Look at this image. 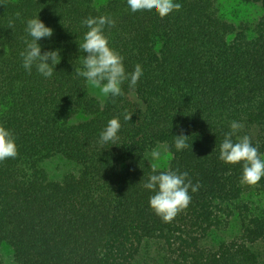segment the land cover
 Masks as SVG:
<instances>
[{
  "label": "trees",
  "instance_id": "trees-1",
  "mask_svg": "<svg viewBox=\"0 0 264 264\" xmlns=\"http://www.w3.org/2000/svg\"><path fill=\"white\" fill-rule=\"evenodd\" d=\"M244 1L262 8L251 31L220 18L215 0H174L182 7L164 18L132 12L127 0H0V126L18 152L0 162V245L15 264H146L150 255L155 264H264V212L245 199L264 193V177L242 184V164L219 159L233 121L242 125L233 142L248 136L264 158V0ZM101 15L114 21L104 33L126 73L139 64L142 75L100 102L77 69L82 21ZM37 16L53 29L41 53L60 50L50 78L20 56ZM112 118L118 139L101 144ZM180 134L189 147L178 151ZM157 144L169 154L158 172H187L200 185L170 223L143 187L154 174L145 153ZM54 155L76 172L49 178L41 164ZM232 220L236 232L224 234Z\"/></svg>",
  "mask_w": 264,
  "mask_h": 264
},
{
  "label": "clouds",
  "instance_id": "clouds-1",
  "mask_svg": "<svg viewBox=\"0 0 264 264\" xmlns=\"http://www.w3.org/2000/svg\"><path fill=\"white\" fill-rule=\"evenodd\" d=\"M132 12L155 11L161 18L166 17L173 11H179L181 4L174 0H127ZM88 29L83 36V42L79 49L85 54L82 60V69H77V75L84 77L87 83L107 98L121 96V85L129 81V86L134 88L142 75L139 64L135 66L132 73H126L123 65V57L109 46L108 37L104 33L105 26H114V21L105 15L89 17L82 21ZM25 31L31 40H25L26 48L20 53L23 67L31 71L35 66L36 71L44 77H52L55 65L60 62L59 49L41 53L38 41L42 38H50L53 29L45 26L38 18L29 19L26 22ZM50 61V63H49ZM130 116H125L129 120ZM121 127L118 118H112L107 122L106 128L100 134L99 142L105 144L118 139L117 133ZM242 125L236 121L230 123V131L225 134L224 140L219 148V159L226 164H242L241 183L255 186L264 177V158L261 157L257 147L253 146L248 136H243L237 142H233L235 135ZM174 145L176 150H184L189 147L187 139L189 136L176 135ZM167 151V146H162ZM17 146L12 133L5 127L0 126V162L8 158H16ZM153 161L161 158V148H155L149 153ZM154 174L148 177L144 188L151 190L154 194L149 199V206L153 212L165 223H170L191 202L189 189L195 193L199 190V183L195 185L188 177L187 172L157 170V165L152 164Z\"/></svg>",
  "mask_w": 264,
  "mask_h": 264
},
{
  "label": "rangeland",
  "instance_id": "rangeland-1",
  "mask_svg": "<svg viewBox=\"0 0 264 264\" xmlns=\"http://www.w3.org/2000/svg\"><path fill=\"white\" fill-rule=\"evenodd\" d=\"M104 0H94L96 4L101 3ZM217 13L220 18L234 24L235 26L247 27L251 31L254 27V24L262 14V8L258 3L244 0H215ZM88 93L97 98L100 102L103 101L105 97L100 94L99 89L87 85ZM163 144H157L154 147L146 151L145 157L151 165L155 163L157 168H164L168 165L169 154L166 151H163ZM161 148V158L159 160L153 161L149 153L155 149ZM42 167L47 172L49 178L56 180L60 179L64 174L69 172H76L77 165L63 158L60 155H54L42 162ZM245 199H248L249 207L257 209L258 211L264 212V193L261 194H251L246 196ZM236 222L234 220L230 221L227 231L224 234H231L236 232ZM223 234V235H224ZM152 255L146 257V264H155V261L152 259ZM156 257L157 254H156ZM0 258L1 264H15L11 249L6 244L0 245Z\"/></svg>",
  "mask_w": 264,
  "mask_h": 264
}]
</instances>
